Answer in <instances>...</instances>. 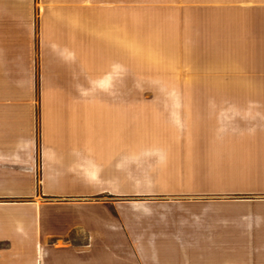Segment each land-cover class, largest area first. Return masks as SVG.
Masks as SVG:
<instances>
[{"label":"crops","instance_id":"crops-1","mask_svg":"<svg viewBox=\"0 0 264 264\" xmlns=\"http://www.w3.org/2000/svg\"><path fill=\"white\" fill-rule=\"evenodd\" d=\"M137 6L0 0V264H264V0H194L182 141L139 140Z\"/></svg>","mask_w":264,"mask_h":264},{"label":"rangeland","instance_id":"rangeland-1","mask_svg":"<svg viewBox=\"0 0 264 264\" xmlns=\"http://www.w3.org/2000/svg\"><path fill=\"white\" fill-rule=\"evenodd\" d=\"M133 1L138 2L132 14H138L139 140H186L192 130L184 123L185 103L174 99L209 92L195 78L194 0ZM177 121L183 123L172 124Z\"/></svg>","mask_w":264,"mask_h":264}]
</instances>
